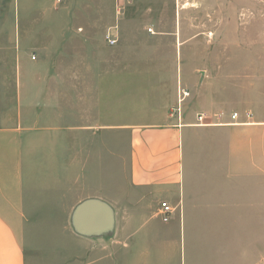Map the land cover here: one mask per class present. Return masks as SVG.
Wrapping results in <instances>:
<instances>
[{
  "label": "crops",
  "instance_id": "obj_1",
  "mask_svg": "<svg viewBox=\"0 0 264 264\" xmlns=\"http://www.w3.org/2000/svg\"><path fill=\"white\" fill-rule=\"evenodd\" d=\"M12 1L19 24L0 27V68L15 67L1 74L14 89L0 91V264H39L37 241L57 236L41 264H264V69L208 83L176 15L165 33L157 20L127 31L133 0L100 10L110 18L96 27L21 25V2L66 0ZM92 28L118 44L105 40L102 68L71 70L67 87L57 64L93 62ZM126 43L133 59L172 57L168 68L144 79L140 65L107 67Z\"/></svg>",
  "mask_w": 264,
  "mask_h": 264
},
{
  "label": "rangeland",
  "instance_id": "obj_2",
  "mask_svg": "<svg viewBox=\"0 0 264 264\" xmlns=\"http://www.w3.org/2000/svg\"><path fill=\"white\" fill-rule=\"evenodd\" d=\"M100 0H66L61 4H57L55 8L45 1L25 2L23 7L21 2V9L23 16L21 18V25H31L34 23L50 24L51 22L67 23V21H89L92 26L100 25L98 22H105L109 20L110 16L106 13H100V10H107L115 8L114 0L100 1ZM138 6L139 24L127 28V31L133 30V33L140 32L149 34V29L156 30L153 20H157L160 32L165 33L172 30L173 23L170 24L167 19L175 17L180 18V27L182 31L186 32L190 37L188 41L189 47H197L200 50V55H192L191 59H198L202 64L201 69L205 71L204 76H207L208 83L219 81V79L226 80L230 83V78L236 72L240 76L246 75V67L250 65L255 69L256 75H262L264 69V0H133ZM14 2L12 0H2L0 2V27L1 25H17L14 20ZM73 12H76L75 14ZM93 30V28H92ZM100 29L93 30L91 35L92 50L94 60L80 61L78 63L70 60L57 64L64 74V84L69 87L71 74L70 71L85 69L86 64L91 68H102V61L100 55L109 52L106 47L105 40L102 39ZM107 35V34H106ZM193 36L197 37L193 38ZM119 41V40H118ZM108 42V41H107ZM118 44V43H117ZM142 50H152L153 48H161L163 50L170 47L169 42L147 41L141 39L140 42ZM237 48L234 49L233 46ZM68 49V48H66ZM128 50H131L129 43L122 45L119 50L124 54L125 58L117 59L114 54H109L111 59L107 67H126V71L130 72L133 68L142 67L144 72V79L151 77L150 69L154 65H160L161 68H168L169 61L172 57H142V59H133ZM232 50V51H231ZM34 58V57H33ZM35 60V58H34ZM197 62L196 60H191ZM54 63L51 65V67ZM92 65V66H91ZM57 71V69H55ZM15 67L0 68V91L14 89V82H6L5 77L1 74L13 73ZM53 73V72H52ZM146 76V77H145ZM149 81V80H146ZM65 96H67L65 94ZM263 96V94H261ZM70 99V96H69ZM188 104L185 103L183 108L186 110ZM130 107V106H129ZM182 108V105H181ZM134 107L129 108V117L133 118L135 113ZM126 115V114H125ZM124 117L126 118V116ZM129 119V118H126ZM35 238H41L47 233H58L63 230L62 224H50L35 226ZM32 231V232H33ZM61 241L57 236L55 240L44 239L40 243L37 241V249H43L39 252V264L48 262V252L50 247H54L55 242ZM60 243V242H59ZM45 251V252H44ZM61 262V261H59ZM38 264V263H37Z\"/></svg>",
  "mask_w": 264,
  "mask_h": 264
},
{
  "label": "built area",
  "instance_id": "obj_3",
  "mask_svg": "<svg viewBox=\"0 0 264 264\" xmlns=\"http://www.w3.org/2000/svg\"><path fill=\"white\" fill-rule=\"evenodd\" d=\"M58 2H63L65 0H57ZM149 32L151 33L152 32V29L149 30ZM106 40L108 41V43L110 45H116L118 43V40L117 38H114L111 34H107L106 35ZM34 59V58H33ZM238 117V113L236 114H233L232 115V119L236 120V118ZM199 120H202V118H199ZM162 207V221L163 222H168L171 218V215L173 214V211H174V208L171 207V205H169L168 203L166 202H162L161 203Z\"/></svg>",
  "mask_w": 264,
  "mask_h": 264
}]
</instances>
